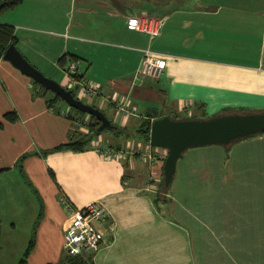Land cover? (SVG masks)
Wrapping results in <instances>:
<instances>
[{"label":"crops","instance_id":"crops-1","mask_svg":"<svg viewBox=\"0 0 264 264\" xmlns=\"http://www.w3.org/2000/svg\"><path fill=\"white\" fill-rule=\"evenodd\" d=\"M139 15L161 20L160 32L129 29L128 18ZM0 23L45 77L65 88L57 62L67 56L81 78L100 85L94 106L119 130L94 140L125 152L121 160L90 148L44 154L73 139L68 108H58L59 101L50 107L53 93L0 58V227L3 233L18 222L17 214L7 221L2 212H18L10 192L22 189L21 181L41 215L27 264L65 257L68 214L60 197L77 209L100 202L109 214L106 244L87 254L93 264H264V133L229 148L186 150L167 190L159 188L164 160L152 147L154 160L142 159L148 143L138 133L147 117L264 108V0H21L0 14ZM146 50L167 60L159 80L134 78ZM115 92L128 93L136 115L115 114ZM9 113L15 121L4 117ZM138 145L140 153L131 154ZM209 194L215 199L204 200Z\"/></svg>","mask_w":264,"mask_h":264},{"label":"built area","instance_id":"built-area-1","mask_svg":"<svg viewBox=\"0 0 264 264\" xmlns=\"http://www.w3.org/2000/svg\"><path fill=\"white\" fill-rule=\"evenodd\" d=\"M162 26L161 20H156L144 16H135L128 18L127 27L145 33L150 36L157 35L160 32ZM167 60L165 56L154 53L150 50H146L142 54V60L134 75V78H151L153 80H159L166 67ZM63 71L66 76L65 89L69 90L71 94L75 92L76 99L87 105H94L95 99L100 93V85L85 81L79 77L78 63L70 61L65 65ZM72 94V95H73ZM112 106L114 107L115 114L125 118L127 115H136L137 111L132 106L128 93L120 95L119 93H113V96L109 98ZM93 107V106H92ZM70 107H68L67 113H69ZM185 115L190 116V112H186ZM190 118V117H187ZM89 122V115H84L73 122L74 125L84 127ZM91 150L99 151L101 156L105 159L121 160L125 158V152L122 149L112 150L106 146H102L100 141L94 139L89 145ZM155 152L159 154L161 159H165L167 150L163 148H156ZM140 146L138 145L137 151H130L131 154L140 153ZM143 160L149 162L154 158L151 154V146L148 144V148L141 155ZM60 205L67 211L68 219L66 227L64 229L63 238V250L66 255L71 257H87L88 253H96L104 244L107 239L105 232L103 231L106 219L109 214L100 202H92L82 208H74L64 198H59Z\"/></svg>","mask_w":264,"mask_h":264},{"label":"water","instance_id":"water-1","mask_svg":"<svg viewBox=\"0 0 264 264\" xmlns=\"http://www.w3.org/2000/svg\"><path fill=\"white\" fill-rule=\"evenodd\" d=\"M2 58L35 84L58 96L68 107L94 117L99 122L98 132L115 128L102 111L82 103L69 90L45 77L21 56L15 45L12 44L5 50ZM263 132L264 113L232 112L207 120L190 118L172 120L169 116H163L151 122L149 145L167 150L163 161V178L164 186L168 188L173 179L177 161L186 150L210 145L226 146L235 140Z\"/></svg>","mask_w":264,"mask_h":264},{"label":"trees","instance_id":"trees-1","mask_svg":"<svg viewBox=\"0 0 264 264\" xmlns=\"http://www.w3.org/2000/svg\"><path fill=\"white\" fill-rule=\"evenodd\" d=\"M21 2V0H2V2L0 3V14L3 13L4 11H7L11 8H13L14 6L18 5ZM16 40L13 36V30L10 26L5 25V24H1L0 23V58L3 57V54L5 52V50L10 46V45H15ZM66 59L67 56H62L59 60H58V65L63 69L66 65ZM71 61H75L72 57H70ZM76 62V61H75ZM80 77V76H79ZM35 84V83H34ZM37 85V84H35ZM39 86V85H37ZM41 87V86H39ZM43 89V91H45L46 93H49L48 90L44 89L43 87H41ZM73 94V93H72ZM73 96L76 98V96L73 94ZM52 101H61V99L53 94V97L51 100H48L49 106L52 107ZM94 108H96L94 105H92ZM200 107L197 109L198 111H202L204 112L203 109L199 110ZM232 112H243L242 110H227L224 109L222 112L218 113L215 116H218L220 114H224V113H232ZM245 113V112H243ZM86 114L80 113L78 111L73 110L72 108H70V112L65 116V118H67L69 121H71L72 126H73V131L71 132V135L73 137L72 140H70L67 144H61L55 148H53L50 151H44V154H50L53 152H63V151H73V152H77V151H84V150H88L89 147V143L93 140L96 139L95 137L101 135L103 132H98L97 128L99 126V122L92 116H89V122L88 124L84 127V132H80V130H82V127L76 126L74 125L73 122L77 121L78 118L84 116ZM215 116H208V115H202V116H192L190 119H194V120H207L209 118L215 117ZM7 120L9 121H15L16 116L13 113H9V114H5L4 116ZM147 117V116H146ZM176 117V116H175ZM170 118V117H169ZM172 119V118H170ZM181 119H188L187 117L185 118H181L178 117L177 119H172V120H181ZM151 120L147 117L140 125V129L138 130V133L141 135V137L149 144V130H150V125H151ZM119 129H114L112 128L111 131H116ZM108 131V130H107ZM264 133V132H263ZM263 133H259L257 135L263 134ZM252 137V136H251ZM249 138V137H248ZM246 139V138H245ZM244 139H238L233 141L231 144L237 143L239 141H242ZM230 144V145H231ZM106 145L107 148L112 149L114 151L117 150V148H113L111 146ZM103 146V144H102ZM225 148H229V145L224 146ZM23 160V157L19 159V163ZM159 188H161L162 190L165 189L167 190V188H165L164 186V178H162V181L159 185ZM159 200V195H155L154 196V201L155 203H157ZM41 216V215H40ZM36 227L37 224L35 223L34 229H33V235L31 236L30 240L28 241L23 254L21 256V258L19 259L17 264H27V260H28V256L30 254V252L32 251L33 247H34V242H35V231H36ZM0 234H1V228H0ZM56 264H93L92 262V258L91 256H87V257H71L65 254V257L59 261Z\"/></svg>","mask_w":264,"mask_h":264},{"label":"rangeland","instance_id":"rangeland-1","mask_svg":"<svg viewBox=\"0 0 264 264\" xmlns=\"http://www.w3.org/2000/svg\"><path fill=\"white\" fill-rule=\"evenodd\" d=\"M74 94H75V92H74ZM56 106L62 110H65L68 108V106L62 100L57 102ZM215 107H217V106H214V108H212V107L204 108V112H202V111L201 112H195V113H193V115L197 116V117L202 116V115L214 116V115H217L218 113L222 112L224 109L237 110V111L242 110L243 112L253 111L255 113H264V108H260V109L254 111L252 109L247 110V109L241 108V107L237 108V109L226 108V107L225 108H215ZM152 108H153L152 111H155L159 115L164 114L162 107L153 106ZM141 112H142V108H140V110H139V113H141ZM104 114H106V112ZM178 117H182V118L190 117L191 118L192 114L190 116L185 115V114L177 115L176 117L174 115L171 116V118H173V119H177ZM108 131L107 130L104 131L101 135H99L95 138L103 139L104 138L103 136H106L107 134H109ZM131 133L133 135H136L135 132H131ZM133 137H136V136H133ZM231 145L229 144V146H231ZM20 184H21L20 187H22V189L16 190V189L12 188V190L10 192V200H12L11 204L12 205L16 204V206H17L16 208H17L18 212L16 213V212H14V210H12V211L8 210L6 212L7 214L2 212L5 215L6 219H8L7 221L14 219L16 214L18 215L19 219H18L17 223H15L12 220L13 221L12 223L15 224L14 228L6 225L2 230L3 233L1 232V234H0V264H3L4 258L6 256L10 257V255L18 256L16 259V264L18 263L19 259L21 258L22 254H23V251H24L23 249H25L24 247H26L29 239L33 235V229H34V226H35V223L37 220L36 218H38L40 215L39 208L37 206V201L35 200V198H33L34 195L31 193V191L27 187H25V185L21 181H20ZM168 190H169V193H171L172 187H170ZM30 194H32L33 197ZM227 197L225 198V200L229 201V198L231 196L229 195ZM231 198H234V197H231ZM3 199H4L3 204H6L7 203L6 202V196H4ZM205 199L206 200L215 199V195L209 194L206 198H204V200ZM157 203L159 204V202H157ZM249 203H250V200H249ZM240 204H244V205L248 204V199L241 197ZM31 216H33L34 222L29 221V219H31ZM24 221H25V223H24ZM12 241H14L15 243L13 244ZM16 251H18V252H16Z\"/></svg>","mask_w":264,"mask_h":264}]
</instances>
